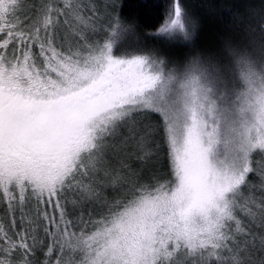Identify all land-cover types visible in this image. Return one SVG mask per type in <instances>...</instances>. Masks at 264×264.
<instances>
[{
  "label": "snow or ice",
  "instance_id": "6c2138e0",
  "mask_svg": "<svg viewBox=\"0 0 264 264\" xmlns=\"http://www.w3.org/2000/svg\"><path fill=\"white\" fill-rule=\"evenodd\" d=\"M117 7L0 0V264H264V17L181 65Z\"/></svg>",
  "mask_w": 264,
  "mask_h": 264
},
{
  "label": "trees",
  "instance_id": "16d2710c",
  "mask_svg": "<svg viewBox=\"0 0 264 264\" xmlns=\"http://www.w3.org/2000/svg\"><path fill=\"white\" fill-rule=\"evenodd\" d=\"M115 3L122 19L134 25L140 46L145 50H155V44L161 37L154 33L163 22L171 0H115ZM181 5L194 22L191 39L181 40L182 44H164L166 52L178 58L181 65L193 56L207 57L214 51H222V44L228 38L235 41L242 37L250 41L260 32L264 0H181ZM249 27L254 29L251 34ZM152 119L157 117L153 115ZM161 155L163 157V154ZM161 165H166V161L162 159ZM249 180L259 183L258 177L254 175H250ZM253 192L256 196L260 195L258 189ZM0 221H3L5 226L9 224V220L1 215ZM37 255L43 259L41 253Z\"/></svg>",
  "mask_w": 264,
  "mask_h": 264
},
{
  "label": "rangeland",
  "instance_id": "374dc122",
  "mask_svg": "<svg viewBox=\"0 0 264 264\" xmlns=\"http://www.w3.org/2000/svg\"><path fill=\"white\" fill-rule=\"evenodd\" d=\"M41 2H43V0H23V11H22V14H21V18H23V15L24 14L31 15L32 14V8H33V6H35V5H37L38 3H41ZM83 2H87V0H83ZM101 2H103V0H101ZM262 17H264V11L262 13ZM239 38L240 39H235V41H231L228 38L222 44V46H223L222 47L223 48L222 51H214L211 56H207V57H204V58L220 57L221 54L225 50V46L227 44H229V43H231L232 45H240V44H248L250 42V41L244 40V38H242V37H239ZM256 39L257 40L260 39V32L257 33ZM171 42L178 43V44H182V41L180 39H175V40H171L170 41V40L161 38V39H159L158 43L155 44V51H157L158 53H160L161 55H163L164 57H166L170 62L177 63V64H181L178 61V58H176L175 56L169 55V53L166 52L167 49L165 50V48H164V44L165 43H167L168 45H171L170 44ZM174 43H172V44H174ZM157 48H159L160 50H158ZM254 156H256V157H254V160L258 158L261 161H264V154H260L259 151H257V153H255ZM246 195H247V193H246ZM3 207H4L3 205H0V215L3 216V217H5L4 212H3ZM8 222L10 223V221H7V223Z\"/></svg>",
  "mask_w": 264,
  "mask_h": 264
}]
</instances>
